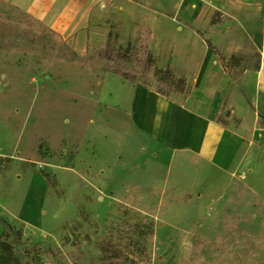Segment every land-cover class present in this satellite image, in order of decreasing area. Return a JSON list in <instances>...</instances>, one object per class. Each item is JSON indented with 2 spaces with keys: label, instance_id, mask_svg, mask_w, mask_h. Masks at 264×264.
Instances as JSON below:
<instances>
[{
  "label": "rangeland",
  "instance_id": "374dc122",
  "mask_svg": "<svg viewBox=\"0 0 264 264\" xmlns=\"http://www.w3.org/2000/svg\"><path fill=\"white\" fill-rule=\"evenodd\" d=\"M217 4L236 14L220 23L226 29L254 33L264 24V0H109L95 25L98 44L108 48L101 59L93 45L74 49L0 2V238L16 264H264V140L258 165L199 180L195 156L171 159L141 141L129 115L109 108L103 96L107 88L118 92L114 75L101 91L102 69L117 61L184 104L193 93L186 76L197 68L186 53L204 47L200 38L180 36L172 55L166 36L173 40L185 24L208 38ZM140 24L153 26L154 63L173 77L132 59ZM230 55H223L227 74L257 67L259 48L234 55L237 65ZM179 77L185 87L171 82ZM218 115L227 127L239 126L231 111ZM181 174L192 180L185 184Z\"/></svg>",
  "mask_w": 264,
  "mask_h": 264
},
{
  "label": "crops",
  "instance_id": "0c3cea01",
  "mask_svg": "<svg viewBox=\"0 0 264 264\" xmlns=\"http://www.w3.org/2000/svg\"><path fill=\"white\" fill-rule=\"evenodd\" d=\"M108 1L0 0L42 23L66 44L80 51L85 50L87 45L97 46L102 42V38L98 39L95 25ZM214 9H219L230 17L236 15L230 8L224 10L218 4ZM149 27L152 41L154 29L151 24ZM210 28L213 30L207 32V37L224 56H243L247 48L258 47L257 67L248 63L233 67L229 74L225 73L203 36L184 24L173 40H170L171 34H165L172 44V55L174 47H177L174 40L176 37L200 38L204 47L201 54H194V51L186 53L197 68L193 71L189 69L187 76L185 75L193 85V93L184 104L154 92L143 84L121 79L114 73L104 74L101 90L103 93L106 79L114 75L120 85L116 89L118 92H111L107 88L109 97L103 96L109 108L129 115L141 141L145 144L154 143L164 151L171 152V159L177 152H188L195 156L197 161L194 164L199 170V180L207 177L217 180L220 173L233 168L237 172L244 171L258 165L263 155L259 142L264 140V24H259L254 33L243 29H226L221 24ZM215 34H223L227 36V40L219 43L213 39ZM187 39L183 45H186ZM197 96L201 98L198 99ZM242 109L247 111L250 119L247 123L239 111ZM223 110L231 111L240 119L237 128H229L214 120L215 115ZM175 169L173 167L172 172ZM181 176L185 184L192 180L191 175Z\"/></svg>",
  "mask_w": 264,
  "mask_h": 264
},
{
  "label": "trees",
  "instance_id": "16d2710c",
  "mask_svg": "<svg viewBox=\"0 0 264 264\" xmlns=\"http://www.w3.org/2000/svg\"><path fill=\"white\" fill-rule=\"evenodd\" d=\"M1 16V14H0ZM4 17L6 18V15H4ZM209 25L211 27L218 25L222 22H225L229 19H231L232 17H230V15H226L223 11L219 10V9H214L213 12L211 13L210 17H209ZM13 19V18H12ZM15 20V19H14ZM15 24L17 25H21L24 22L22 20H19L16 18ZM51 31V30H49ZM52 32V31H51ZM54 33V32H52ZM151 29L148 25L146 24H140L137 28L136 31V38L134 41V45L132 47V52H131V56L132 59L135 60L137 62V64H140V67H146L147 70H150L151 74H156L158 72H160L161 70H163L166 73V78H171L173 77L171 74V71L169 69L168 66H166L165 68H159L157 66L156 63H154V59H153V55L151 52V49H149V44H150V40H151ZM198 34H200L201 36H203L202 33L200 32H196ZM204 38V41L206 43V45L208 47H210L213 51V53L216 55L218 62L221 65L222 70L227 73L226 69H225V58L224 56L220 53V51L211 44V41L209 40V38ZM107 45L106 42L102 45L97 44V46H94L92 48V53L94 55H98L100 56V58L102 59L103 56L106 57V53H107ZM120 52H123V50H120ZM116 57H120V54H118ZM230 59H232V61H234L232 63V65H237V61H236V57L234 56V54H231L229 56ZM104 72H110V73H115L117 74L121 79L124 80H129L133 83L136 84H143L145 87L153 90L154 92H159L161 94H163L165 97L170 98V94L167 91L162 90L159 87H154V88H150L148 86V78L144 77V80H142V82H140L139 78L133 75H130V73H126L125 70H123L122 67L119 66V64H117V61L114 62L112 65L108 64L106 67H104L102 69ZM165 78V76L163 77ZM172 83H176V86H180V87H185V84L187 83L186 78L184 77H179L177 79H173V81H171ZM218 114L215 115L214 120H217L218 122L222 123L223 122L221 120L218 119ZM18 261L17 257L14 255L13 251H12V247L11 244L4 238H0V264H16V262Z\"/></svg>",
  "mask_w": 264,
  "mask_h": 264
}]
</instances>
